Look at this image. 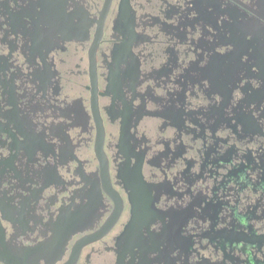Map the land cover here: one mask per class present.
Segmentation results:
<instances>
[{
  "label": "flooded vegetation",
  "instance_id": "flooded-vegetation-1",
  "mask_svg": "<svg viewBox=\"0 0 264 264\" xmlns=\"http://www.w3.org/2000/svg\"><path fill=\"white\" fill-rule=\"evenodd\" d=\"M0 264H264V0H0Z\"/></svg>",
  "mask_w": 264,
  "mask_h": 264
}]
</instances>
